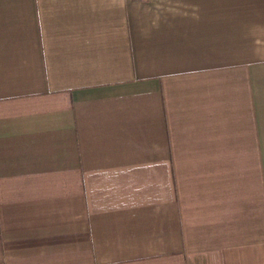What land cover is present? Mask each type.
Returning a JSON list of instances; mask_svg holds the SVG:
<instances>
[{
  "label": "crops",
  "instance_id": "crops-1",
  "mask_svg": "<svg viewBox=\"0 0 264 264\" xmlns=\"http://www.w3.org/2000/svg\"><path fill=\"white\" fill-rule=\"evenodd\" d=\"M0 264H264V0H0Z\"/></svg>",
  "mask_w": 264,
  "mask_h": 264
}]
</instances>
